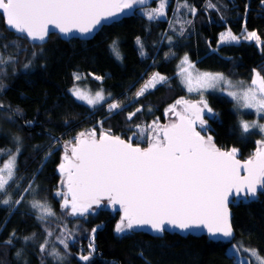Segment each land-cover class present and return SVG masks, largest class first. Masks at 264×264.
Returning <instances> with one entry per match:
<instances>
[{"label":"trees","instance_id":"obj_1","mask_svg":"<svg viewBox=\"0 0 264 264\" xmlns=\"http://www.w3.org/2000/svg\"><path fill=\"white\" fill-rule=\"evenodd\" d=\"M183 2L168 0V18H172L178 4ZM186 2L197 9L195 16L182 8L178 18L166 23L148 21L136 11L130 17L102 27L90 40L64 41L53 34L42 46L32 45L23 37L17 38L6 30L0 18V45H8L0 51L14 58L12 64L0 70V104L4 105L0 113L9 119L0 124V128L4 123L6 126L1 131L0 149L12 154L19 148L17 181L27 172L41 192L59 183L57 168L63 156L61 145L66 140L73 141L82 130L110 131L127 140L136 125L148 124L154 118L164 122L165 108L185 97L176 71L177 61L184 54L199 70L221 73L232 80L252 78L264 62V46L260 49L253 42L220 44L218 41L223 31L230 30L241 39L247 29V32H256L264 44V0ZM209 3L216 7L208 8ZM187 18L192 25L181 35L176 23ZM164 35L173 37L174 42L166 43ZM137 38L143 45V56ZM112 43H116L120 52L119 61L111 52ZM25 64L29 67L25 68ZM152 72L167 77L168 83L135 97ZM74 74L85 77L83 85L106 91L108 99L92 108L76 101L69 92L76 83ZM205 98L214 111V119L208 122L214 143L223 150L234 147L238 149L240 160L249 159L259 136L243 133L238 121L253 116L238 114L233 102L223 95L208 93ZM113 101L121 108L111 113L107 106ZM137 108L142 110L128 120L129 113L136 112ZM147 111L150 114L146 115ZM16 138H19L18 145L12 143ZM51 202L56 204L53 199ZM105 205L110 204L102 202L99 210L86 219L90 235L91 230L96 229L95 251L87 264H240L234 252L228 253L233 244L255 249L264 256L262 191L255 200L231 206L235 236L227 243L212 242L205 236L181 237L165 233L152 237L130 230L118 234L115 227L122 212L112 205L110 209L103 208ZM39 228L33 212L25 205L12 208L0 204V264H85L79 256L89 253L91 236L74 241L63 261L55 262L53 257L40 252V245L46 239ZM26 237L29 239L25 240ZM9 239L11 244L6 243Z\"/></svg>","mask_w":264,"mask_h":264},{"label":"snow or ice","instance_id":"obj_2","mask_svg":"<svg viewBox=\"0 0 264 264\" xmlns=\"http://www.w3.org/2000/svg\"><path fill=\"white\" fill-rule=\"evenodd\" d=\"M146 4L147 0H0V18L6 30L17 34V38L44 42L50 26L64 35L73 32L87 35L102 22L123 14L125 10ZM166 7L167 0H159L158 7L145 13L148 20L164 17ZM207 7L216 6L209 3ZM180 8H186L191 15H196L197 9L186 0L178 4L177 12ZM245 33L244 39L260 42L256 32L245 29ZM219 39L221 43L240 41V37L230 30L221 33ZM136 43L141 47L143 56V45L139 38ZM0 48L7 49L8 45H0ZM113 51H116L115 47ZM13 61L11 55L0 51V70ZM27 67L29 64H25ZM178 67L180 71L177 74L181 76L182 83L189 93L198 92L199 99L195 102L177 99L165 110V116L171 113L175 119L169 118L167 124H161L157 119L146 127L136 125V131L127 140L112 135L110 131H101L97 138L96 131L91 130L82 131L73 141L65 143L58 171L61 185L66 191L58 189L56 192L62 199L61 209L66 210L65 215L84 217L93 210V206L99 208L103 201H108L110 205H118L123 213L115 227L118 234L146 226L159 234L169 228L181 232L205 228L214 237L233 236L229 197L253 198L258 190L264 192V138L257 141L255 152L243 162L238 159V149L218 148L212 135H202L207 131L205 112H213L204 98V92L222 86L238 109H253L258 116L264 117V77L257 72L248 87L240 88L223 74L195 71V65L190 63L187 55ZM74 79L78 81L81 77L74 74ZM166 81L167 77L154 73L136 93V97L143 96L149 88ZM70 91L77 100L89 106H95L105 99L102 91H97L95 95L78 87ZM3 107L0 104V109ZM120 107L118 103L108 105L110 111ZM141 110L137 108L136 112L129 113L127 119L132 120ZM197 126L200 130H197ZM240 127L245 134L254 128L264 133V123L241 121ZM137 136L146 140L147 147L134 145L133 138ZM16 140L19 143V138ZM16 153H19V148ZM0 155L5 153L0 151ZM7 155V162L0 167V193L4 194H7V186L15 178L16 168V155L10 151ZM28 187L30 189L32 186ZM23 200L21 196L14 203L19 205ZM12 203L10 195L0 197L2 205L10 206ZM30 203L39 213L36 217L38 220L44 221L56 215L45 202L33 199ZM91 232L89 253L79 256L85 264L95 251L96 229L93 228ZM47 236H52V232L47 231ZM71 238L72 233L69 232L66 238L59 239L65 252ZM6 243L11 244L12 240ZM47 244L48 240H45L40 245L41 253L45 252ZM244 251L254 258L255 264H264V258L257 250ZM49 255L58 261L64 259L55 248Z\"/></svg>","mask_w":264,"mask_h":264},{"label":"rangeland","instance_id":"obj_3","mask_svg":"<svg viewBox=\"0 0 264 264\" xmlns=\"http://www.w3.org/2000/svg\"><path fill=\"white\" fill-rule=\"evenodd\" d=\"M168 5H169V4H168V0H167L166 15H165L164 17H160V18H158V19L148 20V18H147V16H146L145 13H146L147 11H150L151 9H154V8L158 7V6H159V0L156 1V2H154V5L151 4V5L148 6V7H144V8L139 9V10H138V13H141V14H142V15H143L148 21H165L166 23H169V22L172 21L175 17L178 18V17H179V14H178V12H177V7H176L174 15L171 16L172 18H168V14H167ZM181 9H182V8H180V10H181ZM185 12H188V10L186 9ZM188 21H191L190 18H187V19H184L183 21L177 22L176 25L180 28V30H181V27H183V32H184V31L190 26V24L192 25V23H191V22L188 23ZM225 32H227V30H226V31H223V32H221V33H225ZM221 33H220V34H221ZM245 35H246V33H245ZM219 37H220V35H219ZM162 38H165L166 40L163 39V41L165 40L166 43H168V44H172V43L174 42V40H175V39H173V37H171V36H170V37H168V36L166 37V35H164ZM240 41L253 42V43H254L258 48H260V49L264 46V44H262L261 42L257 43V41H255V40H247V39L241 38ZM240 41H239V42H240ZM218 42H219L220 44H228V43H221V42H220V39H219ZM229 43H231V44H236L237 42H229ZM113 47H115L116 51H113ZM110 49H111V52H112L113 56L115 57V59L119 61V60L121 59V55H120V52H119V50H118V47H117L116 43H112V44L110 45ZM185 55H186V54H184V55H182L181 57H179V59H178V61H177V70H176L177 73L180 71V67H178V66L181 65V61H182V59H183V57H184ZM188 58H189V57H188ZM189 61H190L191 64H193V63L191 62L190 59H189ZM193 65H194V64H193ZM195 71H198V72H207V71L199 70V69H197L196 67H195ZM257 72L260 73L261 77H264V62H262V63L258 66V68L254 71V74H253L252 78H251L249 81L232 80V79H230V78H227L224 74H223V75H224L228 80H230L234 85H237V86L240 87V88H246V87H248V86L251 84V81H252V79L254 78V76H255V74H256ZM154 73H157V72H152V73H150V75L145 79V81L143 82V84L141 85V87L139 88V90L143 87L144 83H145L148 79L151 78V76H152ZM207 73H213V74H216V73H214V72H207ZM220 74H221V73H220ZM177 76H178L179 81H180V84H181V86H182V88H183V90H184V92H185V97H184L183 99L191 100V101H193V102L197 101V100L199 99V93L196 92V91H193V92L189 93L188 90H187V87L185 86V84L182 83V78H181V76H179L178 74H177ZM80 77H81V79L78 80V81L76 80V83L72 86L71 89H73L74 87H78V88H80L82 91H85V92H87V93H90L91 95H95V93H96L97 91H102V93H103L105 99H104L103 101H101L99 104L95 105V106H89V105H88L87 103H85L84 101L77 100V99L72 95L71 91L69 90L70 94L75 98L76 101H78L79 103H82V104H84V105H86V106L92 108V107L99 106V105L102 104L105 100L108 99L109 95L107 94L106 91H103L102 89H100V90H95V89H93V88H92L90 85H88V84L83 85V84H85V83H83L82 81L85 79V77L82 76V75H81ZM95 77H96V76H94V78H95ZM92 78H93V76H92ZM77 82H78V84H77ZM86 82H87V81H86ZM167 83H168V79H167V81H166L165 83L157 84L156 86H159V85H162V84L166 85ZM150 89H153V88H149L148 90H150ZM139 90H138V91H139ZM148 90H147V91H148ZM138 91H137V92H138ZM147 91H146V92H147ZM137 92H136V93H137ZM208 93L219 94V95H223V96H225L226 98L230 99V100L233 102V105H234L233 108H234V110H235L238 114L248 113V114H250V115L253 116L252 119H244V118L239 119V121H238L239 126H240V122H241V121H245V122H247V123H249V124L253 123L254 121L259 122V123H264V117L258 116V115L255 113V111H254L253 109H246V108H239V109H238V108L236 107V102L233 101L232 98L229 97V96L227 95V91H226V90H222V86H221V87H218V88H216V89H208V90H206V91L204 92V98L206 97V95H207ZM135 97H136V94H135ZM179 99H181V98H179ZM205 99H206V98H205ZM111 103H115V102L113 101V102H111ZM174 103H175V102L169 104V105L165 108V110H166L170 105H172V104H174ZM120 108H121V107H120ZM120 108H118V109H116V110H114V111H110L109 108H108V106H107V111L113 113V112H116V111L120 110ZM165 110L163 111V115H164V116H165ZM148 114H150L149 111L146 112V115H148ZM7 118H8L7 116L4 117L3 114L0 113V124H1L2 122H5V123H6V121L9 120V119H7ZM169 118L174 119V116H172V114L169 113L168 116H165V119H166L165 121H166V122H167V120L170 121ZM213 119H214V111L212 112V114H210V117H209V119H208V122H209V121H212ZM155 120H157V118H154V119H153L150 123H148V124H145V125L141 124V125H143V126L146 127L147 125L151 124V123H152L153 121H155ZM5 123H4V124H5ZM160 123L162 124V122H160ZM4 124H3V127L0 128V136L3 134V133H1V131H3L4 127H6V126H4ZM0 127H1V125H0ZM240 128H241V127H240ZM91 130H92V129H85V130H82V131H84V132H89V131H91ZM198 130H200L199 127H198ZM241 130H242V128H241ZM135 131H136V127H134V129L130 132V134H129L128 137L132 136V133L135 132ZM100 133H101V132H96L97 136H99ZM249 133H253V134L258 135L259 138L257 139V141H258V140H261L262 138H264V133H260L258 129H255V128H254V129H250ZM202 134H203V135H210V133H209V129H207L206 132H202ZM76 136H77V135H76ZM76 136H75V137H76ZM75 137H74V138H75ZM128 137H127V138H128ZM67 141H72V140H66L65 143H66ZM257 141H256V148H257V146H258V145H257ZM12 143H13L14 145H18L16 139H13ZM65 143L61 145V146H62V150H63V155H64V151H65V148H64ZM133 143H137V144H138L139 146H141V147H144V146L147 145L146 140H144V139H140L139 136L133 138ZM69 147H70V146H69ZM7 149H9V148H7ZM0 151H3V152L5 153V155H0V167H2L3 163H6V162H7V159H8L9 157H8V155H7L8 151L3 150V149H0ZM12 154L16 155L17 153H13V152H12ZM238 158H239V154H238ZM62 159H63V156H62ZM61 162H62V160H61ZM59 165H60V164H59ZM16 168H17V155H16ZM16 168H15V178H14V180L11 181L10 184L7 186V187H8L7 194L0 193V196H2L3 198H6L7 195H10V196H11V199H12V201H13V203H12L9 207L14 208V207H16V206H19V205L23 204V205H25L26 207H28L30 211L33 212L35 218L37 217V215H39V213H38L35 209H33V208L31 207V203H30V202H31L33 199L39 200V201H41V202H45V203H47L48 205H50V207L52 208V210H53V211L55 212V214H56L54 217H47L44 221L38 220V219L36 218V220H37L38 223H39V227H40L39 229L41 230V235H42V237H43V238L45 237V239L48 240V244H47V246H46V250H45V252H44V255H45L46 257H51V258H52V256L49 255V252H51L52 249L55 248V249H57V250L61 253L62 256L66 257V256H67V253H68V251H69V248H68L67 252H65L64 249H63V245H61V244L59 243V239L66 238L69 232L72 233V238L69 239V241H68L69 245L72 244L74 241H76V240H80V239H82V238H84V237H86V236H87V238H89V237L91 236V235H90V228H88V227L86 226V223L88 222L86 219H89V217H91L93 214H95L99 209H98V208H95V209H96L95 211H91V212L87 213L84 217H80V216H75V217H73V216H67V215H65V211H66V210H62V209H61L62 199H61V197H58V196L56 195V192H57L58 189L61 190V191H65V188L61 185V175H60V172L58 171L59 166H58V168H57L58 175H59V181H58L59 183H57L55 186H51V187H49V188H48L47 190H45L44 192L39 191V187L36 185L35 182H31L32 175H30V174H27V175H26L27 172H25V173L22 175L21 179L17 181V180H16ZM29 185L32 186L30 189H29V187H28ZM11 188H12V189H11ZM25 189H28V190L25 191ZM21 196L24 197V200H23L19 205L15 204L14 202H15L16 200L20 199ZM52 199L56 202L55 205L51 202ZM103 208L110 209L111 206H110V205H105V206H103ZM65 226H66V227H65ZM47 231H51V232H52V236H47ZM244 249H250V248H246V247H242V246H240V245L233 244L232 246H229V248H228V253H233V252H234V254L236 255V257H237L238 261L240 262V264H255L254 258H250V257H249V253H248V252H245ZM261 257L264 258V256H261ZM53 259H54V261L56 262V259H55V258H53Z\"/></svg>","mask_w":264,"mask_h":264},{"label":"water","instance_id":"obj_4","mask_svg":"<svg viewBox=\"0 0 264 264\" xmlns=\"http://www.w3.org/2000/svg\"><path fill=\"white\" fill-rule=\"evenodd\" d=\"M158 0H147V4L146 5H143V6H135L133 9L131 10H125V12L109 21H106V22H102L101 26H98L92 33L90 34H87V35H81L79 33H76V32H73V33H70L68 35H64V34H61L59 33L58 30L56 29H52L51 26H50V32H49V35L46 37L45 41L44 42H39V41H29L32 45H38V46H42L43 44H45L49 37L53 34H57L62 40L64 41H69L71 39H77V40H90L92 39L100 30L102 27L104 26H108V25H111L113 23H117L118 21L122 20L123 18H127V17H130L134 14V12L138 11L139 9L141 8H144V7H148L150 6L151 4H154V2H156ZM5 27V25H4ZM9 31V30H8ZM11 32V31H9ZM13 33V32H11ZM15 34V33H13ZM17 35V34H16ZM210 117V114H208L207 112H205V115H204V118L205 120L207 121V125H208V119ZM175 119V117H174ZM170 121L167 120V122L165 121L164 123L162 124H167L169 123ZM197 130H198V127H197ZM203 135V134H202ZM99 136H97L98 138ZM217 146V145H216ZM147 147V145L145 146ZM218 147V146H217ZM144 148V147H142ZM219 148V147H218ZM223 150V149H221ZM256 150V149H255ZM255 152V151H254ZM239 159V158H238ZM247 160V159H246ZM242 162L244 160H241ZM243 174V173H242ZM65 191H66V188H65ZM261 192L258 190L257 192V195L258 193ZM256 195V197H257ZM256 197H253V198H244L243 196L241 197H229V212H230V221H231V224H232V212H231V206L235 203H239V202H246V201H252V200H255ZM103 202H106L108 203V201H103ZM117 211H121L119 206L118 205H112ZM96 208L95 206H93V209ZM123 214V213H122ZM233 228V227H232ZM132 232H135V233H143V234H146L148 236H152V237H161L163 236L165 233L167 234H176L178 236H181V237H186L188 235H191V236H195V237H201V236H205L207 237L210 241L212 242H221V243H227V242H230L235 234H234V230H233V236L231 238H223V237H220V236H211L208 232H207V229L205 228H196V229H191L189 231H186V232H181L180 230L178 229H173V228H169L166 232H164L163 234H159V233H154L152 232L148 227H142V228H134L132 230H130Z\"/></svg>","mask_w":264,"mask_h":264},{"label":"flooded vegetation","instance_id":"obj_5","mask_svg":"<svg viewBox=\"0 0 264 264\" xmlns=\"http://www.w3.org/2000/svg\"><path fill=\"white\" fill-rule=\"evenodd\" d=\"M164 122H165V121H164ZM164 122H162V123H164ZM197 127H199V126H197ZM206 128H207V129H209V124H208V125H206Z\"/></svg>","mask_w":264,"mask_h":264}]
</instances>
